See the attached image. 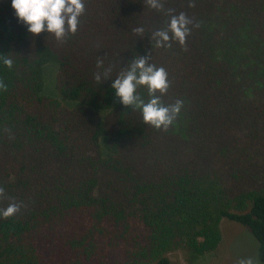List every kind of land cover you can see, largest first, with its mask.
<instances>
[{
  "label": "trees",
  "instance_id": "1",
  "mask_svg": "<svg viewBox=\"0 0 264 264\" xmlns=\"http://www.w3.org/2000/svg\"><path fill=\"white\" fill-rule=\"evenodd\" d=\"M163 2L85 0L61 42L30 34L0 0V55L13 60L0 59V209L22 205L0 216V264H171L176 250H214L222 218L245 228L264 264V0ZM169 10L192 20L191 34L156 48ZM136 56L166 69L165 105L184 102L166 131L111 87ZM49 62L66 104L42 95ZM137 95L150 99L144 86Z\"/></svg>",
  "mask_w": 264,
  "mask_h": 264
},
{
  "label": "clouds",
  "instance_id": "2",
  "mask_svg": "<svg viewBox=\"0 0 264 264\" xmlns=\"http://www.w3.org/2000/svg\"><path fill=\"white\" fill-rule=\"evenodd\" d=\"M147 4L157 11L164 10L163 0H146ZM189 7H195L194 0H190ZM12 8L18 19L27 25V30L33 36L42 32L54 34L58 41L63 42L68 35H74L80 25V17L85 12V0H12ZM166 28L157 30L151 34L152 45L156 48H171L173 42L185 46L186 38L191 34L189 25L193 22L185 13L172 14ZM197 27L199 25H196ZM138 36L144 37V28L133 30ZM0 59L9 69L13 66L10 55H0ZM148 59L136 56L134 60L121 69L115 77L111 87L115 90L116 97L125 107L132 110L142 111L143 122L156 129L163 128L165 131L173 125L184 106L183 100H177L172 104L165 105L161 97L167 94L170 88L168 73L163 67H156L149 63ZM98 69L104 67L103 58H98ZM112 68L96 72L94 78L98 84L111 78ZM144 86L148 90L150 99L145 102L139 95L137 89ZM0 90H7L6 85L0 80ZM159 93V95L157 94ZM6 198L5 190L0 187V199ZM22 205L15 201L8 204L6 208L0 209V216L9 218L20 212ZM237 264H259L253 257L241 258Z\"/></svg>",
  "mask_w": 264,
  "mask_h": 264
},
{
  "label": "rangeland",
  "instance_id": "3",
  "mask_svg": "<svg viewBox=\"0 0 264 264\" xmlns=\"http://www.w3.org/2000/svg\"><path fill=\"white\" fill-rule=\"evenodd\" d=\"M56 70L55 62H49L42 69V95L66 104L54 88ZM218 228L220 240L214 250L201 256L176 250L167 255L171 264H237L239 259L247 257L258 260L257 243L245 228L225 218L220 219Z\"/></svg>",
  "mask_w": 264,
  "mask_h": 264
}]
</instances>
